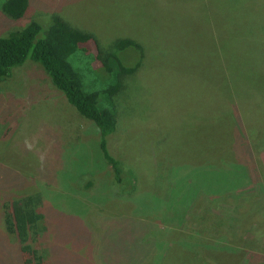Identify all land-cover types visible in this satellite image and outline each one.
Here are the masks:
<instances>
[{"label": "rangeland", "instance_id": "1", "mask_svg": "<svg viewBox=\"0 0 264 264\" xmlns=\"http://www.w3.org/2000/svg\"><path fill=\"white\" fill-rule=\"evenodd\" d=\"M54 17L123 67L140 60L108 137L124 180L41 65L13 68L0 82V264H23L4 219L28 198L44 264H195L206 243L232 249L228 264H264V0H29L20 19L0 10V37L37 22L42 38ZM81 48L70 62L85 92L100 91L112 81L96 47ZM247 235L259 255L242 248Z\"/></svg>", "mask_w": 264, "mask_h": 264}, {"label": "trees", "instance_id": "2", "mask_svg": "<svg viewBox=\"0 0 264 264\" xmlns=\"http://www.w3.org/2000/svg\"><path fill=\"white\" fill-rule=\"evenodd\" d=\"M0 10L13 19H20L29 10V0H3ZM40 32V25L37 22H31L21 31L0 37V82L9 78L12 69L21 66L26 60L40 64L53 86L64 95L66 101L83 118L90 120L97 127L98 146L102 158L111 166L115 182L121 183L124 180L122 163L113 157L108 149V137L116 129L118 109L114 97L121 91L124 76L133 75L139 68L140 60L135 67H123L117 55L102 52L101 44L93 34L73 29L58 17L53 18L52 25L44 36L37 39ZM84 44H90V51H92L91 45L96 47L97 53L91 56L92 61L93 63L96 61L98 67L101 66L109 83L112 81L100 91L85 92L82 76L70 62L71 56ZM116 47L118 50L132 47L138 50L140 58L142 57L141 47L134 40H119ZM234 112L233 117L239 120L238 109ZM34 205L35 201L32 198L13 200L8 202L5 213L6 229L15 236L19 244L23 264H44L37 249L29 244L33 228L43 218ZM150 238L152 242H161L156 236H150ZM206 244L199 246L201 251L196 256L195 264H228L226 253L229 254L232 249L229 250L228 246L221 247L218 244ZM188 248L190 246L184 249L186 251L184 256L189 261L190 249ZM171 256V253L167 255L168 258ZM171 258L175 259L173 256Z\"/></svg>", "mask_w": 264, "mask_h": 264}, {"label": "crops", "instance_id": "3", "mask_svg": "<svg viewBox=\"0 0 264 264\" xmlns=\"http://www.w3.org/2000/svg\"><path fill=\"white\" fill-rule=\"evenodd\" d=\"M248 237L249 235H247L246 239H245V246L241 245L242 248H247V252H248V255H251V256H254V255H259V251H261V246L259 245V247H256V246H252L251 247L249 246V243L246 242V240H248ZM251 237V236H250ZM258 246V245H257Z\"/></svg>", "mask_w": 264, "mask_h": 264}]
</instances>
